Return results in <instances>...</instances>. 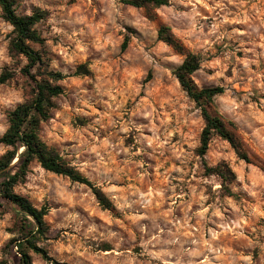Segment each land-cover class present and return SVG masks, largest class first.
<instances>
[{
  "label": "rangeland",
  "instance_id": "374dc122",
  "mask_svg": "<svg viewBox=\"0 0 264 264\" xmlns=\"http://www.w3.org/2000/svg\"><path fill=\"white\" fill-rule=\"evenodd\" d=\"M35 7L48 11L36 25L44 42L31 43L42 70L69 75L59 81L63 92L40 137L111 206L103 207L88 185L33 162L14 188L49 207V231L38 244L52 259L31 252L33 264H264V0L148 7L17 0L19 14ZM162 25L200 55L196 84L225 88L209 108L226 120L249 161L217 134L206 155L198 154L205 121L174 73L186 54L158 38ZM12 31L0 6V75L13 73L0 82V136L9 112L33 97L22 72L27 59L9 51ZM81 64L89 73L73 75ZM6 149L0 143V155ZM204 163L231 168L233 195ZM19 219L8 204L0 206V260L8 264L7 245L21 237Z\"/></svg>",
  "mask_w": 264,
  "mask_h": 264
},
{
  "label": "trees",
  "instance_id": "16d2710c",
  "mask_svg": "<svg viewBox=\"0 0 264 264\" xmlns=\"http://www.w3.org/2000/svg\"><path fill=\"white\" fill-rule=\"evenodd\" d=\"M124 2L138 7L168 4V0H124ZM16 4L17 0H0L3 16L13 26L9 42L10 54L13 58L27 59L22 72L32 86L33 97L18 104L9 112V126L0 136V143L7 147L0 155V206L8 204L20 217L18 230L21 237H13L7 245L11 250L14 264H33L31 252L40 254L44 259H52L47 249L38 244V239L46 236L49 231L45 220L49 207L47 205L37 207L27 196L14 190L19 182L26 179L33 162L39 163L46 170L66 175L73 181L88 185L103 207L110 208L111 202L87 176L65 162L58 150L40 137L41 123L51 117L55 107L54 98L63 92L59 81L69 75L61 71L42 70L44 66L42 55L31 45V43L44 42L36 25L47 17L48 11L35 7L30 14H19ZM158 38L186 54L174 73L183 90L200 107L205 121L197 149L198 154L202 157L206 155L212 137L217 134L231 143L239 157L249 161L240 141L227 127L226 120L221 115L211 112L209 108L214 98L222 94L225 88L220 85L200 88L196 84L193 74L200 68L201 57L197 53L188 51L170 26L162 25L158 31ZM128 43L129 38L126 37L122 43V50L127 48ZM88 73L87 64H81L73 75ZM43 74L46 76H42ZM12 76L13 73L6 70L0 75V82L5 83ZM204 167L207 174H215L221 178L222 188L227 195L234 194L230 188L234 175L228 165L219 163L209 166L204 163ZM14 247L17 249L14 250ZM0 264H8V262L0 260Z\"/></svg>",
  "mask_w": 264,
  "mask_h": 264
}]
</instances>
